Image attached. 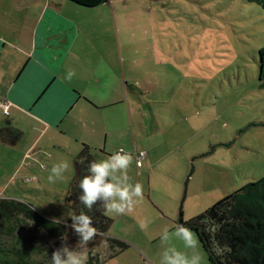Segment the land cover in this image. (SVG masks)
<instances>
[{
    "label": "rangeland",
    "instance_id": "obj_1",
    "mask_svg": "<svg viewBox=\"0 0 264 264\" xmlns=\"http://www.w3.org/2000/svg\"><path fill=\"white\" fill-rule=\"evenodd\" d=\"M106 35V52L118 62L115 71H106V91L126 87L127 101L136 105L131 109L137 115L136 150L146 154L128 176L133 184L139 177L144 194L149 189L166 210L161 214L143 198L128 219L113 221L111 226L125 234L111 230V236L128 248L107 264H144L143 258L159 262L163 246L154 225L172 232L180 206L183 219L189 220L264 177V86L259 80L264 8L248 0H106ZM122 116L106 115V121L120 122ZM111 125L116 129L108 135V148L123 137L122 124ZM125 129L129 137L132 128ZM34 174L38 181L17 177L1 198L24 201L45 218L69 225L71 209L65 198L73 164L56 183L48 182L49 172ZM144 218L150 223L142 231L139 222ZM66 228L64 236L53 239L23 216L8 224L0 221V255L50 264L62 239L78 250V237ZM95 241L87 245L88 263L106 264L105 236ZM172 244L183 247L179 241ZM194 251L203 257L202 264H210L200 243Z\"/></svg>",
    "mask_w": 264,
    "mask_h": 264
},
{
    "label": "crops",
    "instance_id": "obj_2",
    "mask_svg": "<svg viewBox=\"0 0 264 264\" xmlns=\"http://www.w3.org/2000/svg\"><path fill=\"white\" fill-rule=\"evenodd\" d=\"M108 35L106 1L86 7L70 0H0V101L9 103L7 114L0 108V128L21 132L20 139L13 142L8 135L0 136V181H5L0 183V195L17 177L26 183L38 181L34 172L50 173L61 159L69 162L70 169L83 144L97 154L98 161L121 149L130 153L133 148L132 169L139 166L137 160L141 164L146 157L140 159L141 151L136 150L138 129L133 117L137 115L131 110L136 103L130 106L126 87L106 91V71H115L118 66L106 52ZM69 73H74L71 79L67 78ZM120 113L122 121H106V115ZM111 123L122 124L123 137L108 148V135L116 129ZM126 126L132 128L129 137ZM189 177L190 171L182 195ZM135 183H139V177ZM148 190L143 198L164 215L166 210ZM137 207L139 203L135 210ZM180 212L181 206L175 225ZM107 216L112 223L123 216L129 218L128 213ZM152 228L156 233L165 229ZM111 230L113 235L125 234L114 225L107 236L113 237ZM118 254L107 258L106 264ZM142 261L160 264V260Z\"/></svg>",
    "mask_w": 264,
    "mask_h": 264
},
{
    "label": "trees",
    "instance_id": "obj_3",
    "mask_svg": "<svg viewBox=\"0 0 264 264\" xmlns=\"http://www.w3.org/2000/svg\"><path fill=\"white\" fill-rule=\"evenodd\" d=\"M70 1L81 6L93 7L106 0ZM248 1L255 2L264 8V0ZM259 80L264 86V46L259 49ZM3 135L10 136L13 142L20 139L21 132L12 128H0V136ZM82 160L83 163H81ZM93 161H98L97 154L89 146L83 144L73 161L74 173L65 199L71 209V216L84 212L92 217L93 226L104 234L109 249L107 259L126 250L128 244L120 238L107 236L112 220L105 214L102 204L94 205L89 211L79 201L81 194L79 182L85 175H88V166ZM19 216L31 220L35 227L45 230L53 239L60 238L68 232L64 224L45 218L30 204L12 198H0V221L2 223L8 224ZM70 224L71 219H69ZM178 224H184L196 234L210 264H264V177L246 183L189 220L185 221L180 212L174 228ZM217 225L219 228L215 231V241L221 247L227 245L230 248V251L222 255H218L213 250L212 235ZM95 244L94 239L88 246L92 247ZM101 262L102 260L94 263L89 261L88 264H100ZM0 264L32 263L25 258L18 262L0 255Z\"/></svg>",
    "mask_w": 264,
    "mask_h": 264
},
{
    "label": "clouds",
    "instance_id": "obj_4",
    "mask_svg": "<svg viewBox=\"0 0 264 264\" xmlns=\"http://www.w3.org/2000/svg\"><path fill=\"white\" fill-rule=\"evenodd\" d=\"M74 73H69L68 79ZM133 162V156L124 152L123 149L115 152L107 159L93 161L88 166V175H85L79 182V201L83 206L91 211L96 204H102L105 214L123 215L130 212L136 203L143 199V186L140 183L133 184L128 176V170ZM83 163V160L81 161ZM70 165L68 161H60L51 167L47 179L49 183H56L64 179L65 173ZM71 224L65 223L78 237V250L68 245L66 239H62L61 246L55 248L50 256V264H88L89 256L87 245L97 236L104 235L93 226L92 217L81 212L70 217ZM150 221L142 220L139 227L146 230ZM213 230L212 242L213 250L222 255L230 251L227 245L221 247L215 241V231ZM163 251L161 253L160 264H202L203 257L195 249L199 246L196 234L184 224H178L174 231L165 229L160 236ZM173 240L179 241L185 251L179 250ZM104 248H108L107 241H104ZM187 250H193L191 254Z\"/></svg>",
    "mask_w": 264,
    "mask_h": 264
},
{
    "label": "built area",
    "instance_id": "obj_5",
    "mask_svg": "<svg viewBox=\"0 0 264 264\" xmlns=\"http://www.w3.org/2000/svg\"><path fill=\"white\" fill-rule=\"evenodd\" d=\"M0 108L3 110V112L5 113V114H7L8 113V110H9V103L7 102V101H3V100H1L0 101ZM144 156V153H142V152H140L139 154H138V157L141 159L142 157ZM138 158V159H139ZM137 165H139L140 164V161L139 160H137Z\"/></svg>",
    "mask_w": 264,
    "mask_h": 264
}]
</instances>
